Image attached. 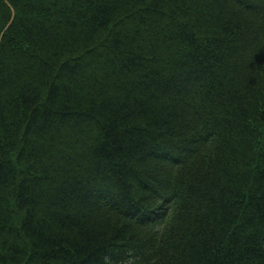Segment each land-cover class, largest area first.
<instances>
[{"label":"trees","instance_id":"1","mask_svg":"<svg viewBox=\"0 0 264 264\" xmlns=\"http://www.w3.org/2000/svg\"><path fill=\"white\" fill-rule=\"evenodd\" d=\"M0 264H264V0H0Z\"/></svg>","mask_w":264,"mask_h":264}]
</instances>
